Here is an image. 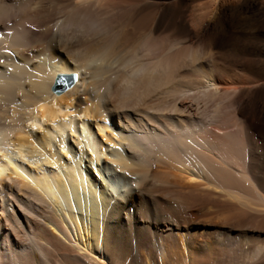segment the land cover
<instances>
[{"label":"bare ground","instance_id":"6f19581e","mask_svg":"<svg viewBox=\"0 0 264 264\" xmlns=\"http://www.w3.org/2000/svg\"><path fill=\"white\" fill-rule=\"evenodd\" d=\"M136 2L0 0V264H46L49 245L61 247L69 264H122L129 254V264H140L150 221L157 264L220 257L221 264H264V139L242 114L259 108L264 69L248 59V74L233 76L237 60L227 54L237 46L216 47L210 27L174 56L155 57L176 3L164 7L151 33L154 5L139 9ZM245 50L235 56L252 52ZM210 57L203 70L200 61ZM189 67L204 84L196 78L197 88H169ZM71 72L75 82L55 90L56 76ZM150 179L162 190L194 188L197 195L218 188L224 210L188 209L192 230L175 233L186 226L163 222L168 212L181 218L185 211L177 188L166 202L147 188ZM133 207L130 233L125 221ZM240 244L252 249L239 255Z\"/></svg>","mask_w":264,"mask_h":264},{"label":"rangeland","instance_id":"374dc122","mask_svg":"<svg viewBox=\"0 0 264 264\" xmlns=\"http://www.w3.org/2000/svg\"><path fill=\"white\" fill-rule=\"evenodd\" d=\"M162 1H165V4L162 5L161 4ZM145 3L146 4L151 3L152 5H154L150 9V13H151V23H150V29L151 30L150 31H151V33L154 32V29H155L160 17L163 14L164 7L166 5L176 3L175 6L168 9L167 19L164 21L163 27L159 31L160 35L158 34L159 35L158 37H159V39H162L163 45H160L159 47H157L158 50H156V53L153 54L155 57L158 58V57H160V55L162 57V55L163 54L166 55L167 52L168 53L172 52L173 54H171V56L172 55L174 56L176 49L186 48V47L194 45L195 41L197 40V37L201 36V34L203 33V30H206L207 28L210 27L211 32L214 35V38L216 37L214 39V45L216 47H221V49H224L225 48L224 45L229 44V43L231 46H235V45L237 46L234 48V51L232 50V51L228 52V54H227V56L231 57V60H235V59L237 60L236 65L231 66L232 69L234 68L233 69L234 71L231 70V73H233V76H240L243 74H248L246 67H245V63H244L248 59H251L252 61H254L255 67H258V69L260 67H261V69H264V0H216L215 4L213 5L214 6L213 13H215V14H213V13L210 14L211 10H209V8L211 9V7H213L211 5V4H213V0H192V1L191 0L190 1L189 0H138V3H137L138 5H136V7L140 9L142 7V5H145ZM202 11L209 12L208 13L209 15L207 16L208 18L206 17L207 19L206 18L203 20L201 19V21H198V19L196 20L195 18L197 16V14L201 13ZM214 11H216L217 14ZM123 14H124V12H123ZM119 15L122 16V19L120 18L121 19L120 21L124 23L125 20H124L123 15L116 13L115 18H118ZM113 21H114V19H112V22ZM116 24H118V23H116ZM175 25H176V28L174 30H171L170 27L172 26L174 28ZM245 28H246V30H245ZM232 30H234L235 33ZM228 32H230V33H228ZM246 32H248V33H246ZM239 35H240V37H239ZM164 37H166V38H164ZM236 37H237V39H236ZM175 41H180V43H179L180 46L178 44L175 45L174 44ZM176 46H177V48H176ZM238 46H239V49H238ZM242 48L243 49L245 48L246 50H251L252 52L249 53L248 51L245 50L246 54H242V55H240L239 58H237L238 56H235V55L238 52H242L241 51ZM208 59L200 61V67L203 70H205V69L208 70L210 68V65H209L210 62H208V61H212L213 58L210 57ZM189 68H187L185 70V72H186L185 75H186V77L187 76H190V77H188V78L185 77V79H184V77H183L184 75L182 73L176 74V78H175L176 80H174L170 83L169 88H171V89H178L181 87L182 88H185V87L189 88L190 83H192L191 87L195 86L194 88H197L202 83L204 84L205 79H203V78H205V77H193L192 78L190 73H189V70L191 71L193 69V67H189ZM234 73H235V75H234ZM181 75H183V76L181 77ZM196 78L199 82H202V83H199L196 80ZM192 79L194 82L196 81L195 84H194V82H192ZM176 84H178V85H176ZM175 87H177V88H175ZM260 93H259V95H256L258 97L255 96L256 98H254V100L256 99L255 100L256 106L259 107L256 109L257 112L255 111V113H254L255 115L253 114V111H250V109L246 105H245L246 107H244L245 109L242 110V114H244V117L246 116L247 119H250L252 117L250 119V121L255 122L257 124V126L259 124L258 128H260L261 133H262V134L258 133L259 135L256 136V138L259 140L262 138L264 139V136H263L264 135V126H263L264 125V91H261ZM247 103L249 104V102H247ZM207 107L204 109V111L209 112L210 111V110H208L209 106H207ZM210 108H212V107L210 106ZM105 124L108 125L109 122L105 123ZM172 179L174 181H177V179L174 177H172ZM154 180H155V182H154ZM146 184L148 185L147 188H149V187L154 188L155 187L154 189L158 190V192L156 191L155 193L157 195L161 194L162 197L164 196L163 199L166 200V202L171 201V203H173L174 201L172 199L175 198L176 195H177L176 198L182 202L183 208H185V211L183 213H185V214L181 213V218H178L174 214V212H168V214L166 215L167 220L163 222L164 225H173V224H177V222H178V224L180 223V224H183L184 227L186 226L183 230H180V231H174L173 230L175 233L177 232V233L182 234V233L190 232L192 230L191 228H189V223L191 222V217L190 216L188 217V215H186L188 213V211L191 209L199 208L202 204H205L207 206V209H210L214 213L219 211V210L220 211L224 210V204L225 203L222 200V198H224V195L221 194L222 192L218 188L214 189V194H211V195L208 194L207 195V194H201L200 193L197 195V194H194V192H195L194 188H188V189L181 188V190H180L178 187H175L172 185H166L167 186L166 188L168 190L170 189L169 193H168L167 189H165V190L161 189L163 183H160V181L158 179H152V180L150 179V182L148 180ZM172 188L173 189L177 188V191L176 190L173 191ZM183 189H184V191H186V193L188 190L189 193H187V194H189L190 196L187 195L184 191H182ZM193 189H194V191H193ZM160 190H162V191H160ZM190 190H191V192H190ZM175 191L177 192V194ZM180 192L181 193L183 192V193L181 194ZM215 192L217 194H215ZM166 193H167V195H166ZM173 193H175L176 195H174ZM182 195H183V197H182ZM206 195L208 198L206 197ZM216 195H217V197H216ZM178 196H181V197L178 198ZM219 196L220 197L222 196V197L220 198ZM188 197L190 199H187ZM180 199H182V200H180ZM184 199H185V201H184ZM186 203H188V204H186ZM10 204H13V203L11 202ZM18 205H19V203H18ZM186 207H188V208H186ZM12 208H14V207L13 206L9 207L8 211L12 212ZM18 209L24 213L26 212L25 215L27 214L28 216H32L30 213L25 211L22 206H19ZM134 214H135V208L133 207L129 213L130 217L128 216L127 220L125 221L126 228L129 230L130 233H131V231L136 229V225H135L136 222L134 220ZM216 221L220 222L221 220H216ZM46 227L50 231H52V227H50L49 224H47ZM130 229H131V231H130ZM53 232H54V230H53ZM148 232H149V238H151L152 240L150 239L148 241L149 243L147 244V246L144 245L137 250L139 260L141 262L140 264H155V263L157 264V261H158V259H160L161 255L159 253H157V251L154 249L157 248L156 247L157 240H158L157 238H159V237H157L158 236L157 227L151 221H150V226H149ZM153 234H154V236H153ZM236 237L238 238L239 236H236ZM248 245L249 244H240V246H238L237 251H236L237 254L242 255L243 251L251 250L252 248H250V245L249 246ZM43 252L47 254L48 261H46V264H69L67 262V259H65V257H64L65 254H64V251L61 247H57V246L50 247V245H49L43 249ZM69 252L72 254L76 253V251L73 252V250H71V249L69 250ZM51 253H53V254H51ZM158 254H159V256H158ZM131 259H132L131 254L127 255L122 264H124V263L129 264ZM219 259L215 260L214 262H211V264H213V263L214 264H219V263L221 264L223 262L222 257H220ZM182 260H184V263ZM187 261L185 259H181V264L182 263L183 264H191L189 261L188 262ZM207 261H209V260H207ZM117 262L118 261H115L114 264H116ZM172 263L175 264L174 259L171 260V264ZM204 263L207 264L208 262L207 263L204 262ZM204 263L202 262L201 264H204ZM28 264H30V261L28 262ZM32 264H35V263L32 262Z\"/></svg>","mask_w":264,"mask_h":264},{"label":"water","instance_id":"95a60500","mask_svg":"<svg viewBox=\"0 0 264 264\" xmlns=\"http://www.w3.org/2000/svg\"><path fill=\"white\" fill-rule=\"evenodd\" d=\"M56 89H60L61 87V83H60V77H59V80L57 81L56 85L53 86Z\"/></svg>","mask_w":264,"mask_h":264}]
</instances>
